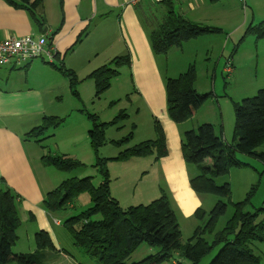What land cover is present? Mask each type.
Listing matches in <instances>:
<instances>
[{
    "label": "trees",
    "instance_id": "1",
    "mask_svg": "<svg viewBox=\"0 0 264 264\" xmlns=\"http://www.w3.org/2000/svg\"><path fill=\"white\" fill-rule=\"evenodd\" d=\"M5 1L16 9L26 11L35 26H44L43 0ZM153 3L157 5L154 21L144 14L141 18L148 31L150 48L156 56H166L173 48L179 49L184 43L199 36L214 33L210 28L191 23L176 14L172 0ZM246 35L264 40V20L256 26H248ZM129 65V57L116 58L91 73L87 79L94 82L95 96L98 98L106 92L112 80L119 76V69ZM58 69L69 78L71 91L76 95L79 79L64 67ZM194 84L195 72L192 66L177 77L165 80L166 112L176 125L187 122L211 96L198 93ZM234 113L231 145L224 143L221 133L217 135L211 124H202L196 130H184L181 134L183 161L188 169V166L193 169L192 174L188 172L189 185L197 194L229 198V184L218 185L216 179L226 175L232 166H239L237 153L264 163V153L255 152L264 143V89L259 90L253 97L234 103ZM127 117L123 112L109 123L92 120L93 127L88 131V136L95 152L106 143L105 130L120 125ZM60 121L55 117H44L42 124L31 129L26 136L40 144L44 131L48 128L56 129ZM154 127V140L127 147L116 158L128 160L131 157L145 158L153 154L155 160L165 157L167 149L163 130L158 122ZM131 134L115 142L117 146H128L132 139ZM41 160L45 166H52L61 172L84 168L80 162L56 154L45 155ZM96 166L103 176L98 187L93 185L90 177H71L48 193L43 200V208L49 214H62L74 207L80 194H88L92 206L62 221V225L71 235L73 248L83 257L97 258L98 264H129L128 260L133 252L145 243L155 249V253L131 264H162L175 254L191 264H198L215 249L217 252L208 264L260 263L252 246L255 242H264V207L253 212L247 210L251 204V193L244 201L232 204L233 215L217 232V222L226 213L228 205L218 202L209 214L197 209L194 213L202 224L195 229L188 242L182 244L176 214L166 195L162 194L148 205L124 209L109 193L105 162L98 159ZM16 200L14 193L0 191V264H46L56 248L45 231L35 233V251L21 254L13 251L18 241L17 229L21 224ZM261 216L263 218L259 220ZM209 235L210 242L207 239ZM64 254L70 256L69 251H64Z\"/></svg>",
    "mask_w": 264,
    "mask_h": 264
},
{
    "label": "rangeland",
    "instance_id": "2",
    "mask_svg": "<svg viewBox=\"0 0 264 264\" xmlns=\"http://www.w3.org/2000/svg\"><path fill=\"white\" fill-rule=\"evenodd\" d=\"M156 9L157 5L151 0H145L141 4L144 16L152 21L153 16H156ZM191 16H200V22L196 24L208 27L214 33L199 36L184 43L179 49L173 48L166 56H158L163 59L160 66L168 77L177 76L192 66L195 72L196 91L211 96L187 122L175 125L186 127L187 130H196L202 124H211L217 135L221 133L224 143L231 145L235 123L234 103L253 97L259 90L264 89V40L246 35L248 26L258 25L260 18H264V8L261 5L244 6L239 0H205L201 9ZM228 58L233 60V65H230V71L226 73L227 70L224 68ZM119 73V76L112 80L109 89L98 98L95 96L94 82L90 79L79 80L76 86L77 94H73L69 78L67 79L61 71L60 74L65 81L49 79L36 85V96L38 99L42 98V101L30 98L33 110H43L45 117L61 120L56 129L48 128L40 137L43 140L40 144L44 154L60 155L84 165V168H75L72 172L56 170L60 178L65 180L71 177H90L93 185L98 187L103 176L96 165L98 159L103 160L109 193L122 208L148 205L159 199L162 194L166 195L176 214L182 244H186L195 229L202 224L194 213L197 209L209 214L218 202L228 205L226 213L217 222L215 228L217 232L233 215L232 204L244 201L250 193L251 204L247 210L253 212L264 207V163L247 155L237 153L236 160L239 166H232L226 175L216 179L218 185L229 184V198L193 192V198L186 199L185 205H194L196 208L187 216L184 205L177 204L173 198L160 162L155 160V154L145 158L131 157L128 160L116 158L125 148L141 143L139 140L150 132L147 123H153L149 109L142 105L138 95L136 97L131 72L123 66ZM21 77L20 75L19 78ZM123 112L128 117L120 125L105 130L106 143L95 152L88 136V131L93 127L92 120L109 123ZM136 124L138 129L135 127ZM162 130L166 140V132L164 128ZM130 133L132 139L129 145L117 146L115 142L126 138ZM255 152L264 153V143L256 148ZM188 167L189 169L185 164L186 172L192 174L193 169ZM91 206L88 194L83 193L79 195L74 207L61 216L63 218L75 216ZM262 218L261 216L259 220ZM23 233L30 234L28 228H25ZM20 237L22 240L16 243L13 251L23 249V252H29L31 242L27 241L26 235ZM207 239L208 242L211 241L210 235ZM252 248L260 261L259 264H264V242H255ZM67 250L71 257L58 258L52 255L46 264H98L97 258L83 257L73 246ZM216 252L217 249L213 250L198 264H208ZM154 253L155 249L143 243L133 252L128 263L140 262ZM162 264L191 263L175 254Z\"/></svg>",
    "mask_w": 264,
    "mask_h": 264
},
{
    "label": "crops",
    "instance_id": "3",
    "mask_svg": "<svg viewBox=\"0 0 264 264\" xmlns=\"http://www.w3.org/2000/svg\"><path fill=\"white\" fill-rule=\"evenodd\" d=\"M132 1L43 0L45 24L39 28L26 11L0 0V39L46 35L54 50L51 63L39 59L21 69L0 68V191L8 190L17 196L21 220L17 243L22 240L20 235H26L31 242L29 252L15 249L17 254L35 251L34 235L41 230L49 234L56 248L53 256L67 258L64 251L72 246L71 235L62 225L65 218L61 214H49L43 208L46 195L64 179L56 174L59 170L42 162L45 154L41 144L26 136L31 129L40 126L45 117L43 110H33L30 98H37L35 87L49 79L62 82L60 67L85 81L113 59L129 57L130 65L125 68L132 74L134 92L149 109L153 121L147 123L149 134L139 141L154 140L156 122L163 126L167 135V155L159 159L160 167L176 203L184 205L185 215L195 211L196 206L185 205L186 199L193 198L181 153V134L188 128L177 127L167 116L164 85L169 77L160 66L162 57L154 55L150 48L148 31L142 23L141 4L145 0L137 5ZM172 1L176 14L191 23L200 22V16L191 15L201 9L205 0ZM247 4L264 8V0H245L244 6ZM227 60L233 65L231 58ZM135 127L138 129L137 124ZM25 228L29 235L23 233Z\"/></svg>",
    "mask_w": 264,
    "mask_h": 264
},
{
    "label": "built area",
    "instance_id": "4",
    "mask_svg": "<svg viewBox=\"0 0 264 264\" xmlns=\"http://www.w3.org/2000/svg\"><path fill=\"white\" fill-rule=\"evenodd\" d=\"M142 0H133L132 4L137 5ZM162 2L163 0H151ZM245 3V0H239ZM54 50L49 46L46 35L42 36H8L0 39V68L21 69L34 60H43L48 63L53 61ZM230 61L225 65V71H230Z\"/></svg>",
    "mask_w": 264,
    "mask_h": 264
}]
</instances>
